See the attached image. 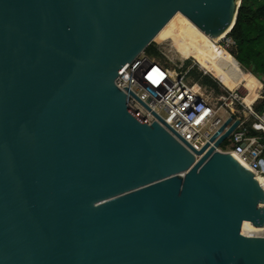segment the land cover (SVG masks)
Segmentation results:
<instances>
[{"label":"water","instance_id":"1","mask_svg":"<svg viewBox=\"0 0 264 264\" xmlns=\"http://www.w3.org/2000/svg\"><path fill=\"white\" fill-rule=\"evenodd\" d=\"M241 2L0 0V264H264V191L216 152L239 121L190 152L115 83L177 14L215 41Z\"/></svg>","mask_w":264,"mask_h":264},{"label":"built area","instance_id":"2","mask_svg":"<svg viewBox=\"0 0 264 264\" xmlns=\"http://www.w3.org/2000/svg\"><path fill=\"white\" fill-rule=\"evenodd\" d=\"M165 44L169 49L164 48L161 52L158 48L157 51L166 57V64L150 58L144 51L119 73L115 83L127 95L130 110L149 126L154 122L160 124L190 152V148L201 151L210 144L211 138L227 120L232 119L228 128L239 121V126L216 152L238 157L237 161L254 173L264 191V183L260 182L264 179V109L262 112L255 110V106L264 101V85L259 81V98L247 106L244 99L248 92L229 90L217 79V89L202 85L191 75L194 70L201 69L195 60L181 58L171 43ZM216 45L234 58L236 43L230 34ZM199 71L204 76L209 75L202 69ZM242 90L245 97L240 95ZM213 146L211 143L210 147ZM195 158L199 160L200 157L195 155Z\"/></svg>","mask_w":264,"mask_h":264},{"label":"trees","instance_id":"3","mask_svg":"<svg viewBox=\"0 0 264 264\" xmlns=\"http://www.w3.org/2000/svg\"><path fill=\"white\" fill-rule=\"evenodd\" d=\"M171 36L180 40L188 55H196L200 46L207 38L196 30L187 20L176 16L155 39L158 43L162 38ZM236 43L234 58L230 55L224 78L231 90L241 83L260 81L264 85V0H242L236 24L230 33ZM153 57H161L156 46L150 45L146 50ZM195 80L204 86L217 89V82L204 76L198 70L192 72ZM264 101L255 106L256 112H262Z\"/></svg>","mask_w":264,"mask_h":264},{"label":"bare ground","instance_id":"4","mask_svg":"<svg viewBox=\"0 0 264 264\" xmlns=\"http://www.w3.org/2000/svg\"><path fill=\"white\" fill-rule=\"evenodd\" d=\"M176 16H181L182 18L187 20L196 30H198L188 19L183 17L181 14H177ZM163 30L161 31V33L163 32ZM160 34L156 37V39L160 36ZM201 34L203 36H205L203 33H201ZM224 36L225 35L221 36L220 38L216 39L215 41L211 40L210 38L205 36L207 38V41L205 42V44L203 46H200L196 55H193V56L188 55L186 53V49L180 40H176V39L172 38L171 36H167V37L162 38L158 43L159 44H163V43H167V42L171 43L173 45V48L176 50V52L179 54V56L181 58L195 60V62L200 66V68L203 71H205L207 74L211 75L213 78L217 79L225 88L229 89L228 88V82H227V80H225L224 74H225L227 64L230 62V55L228 53L220 51L216 45ZM260 88H261V83L258 81H255L254 83L238 84L231 90L243 89L246 92H248V95H247V97H245L244 102L247 106H251L252 104H254V102H256L258 100ZM232 156L234 159L239 160L238 157H236L234 154H232ZM260 182L264 183V179L261 180ZM249 224H251V223L250 222H244V224L242 226V230H243L242 234L244 236H247V234H248V229H249L248 225ZM252 227L254 229H256V231H257L256 233L258 234L259 237L264 235V229L263 228H256L253 225H252ZM258 236H256V237H258ZM248 237H250V236H248Z\"/></svg>","mask_w":264,"mask_h":264},{"label":"rangeland","instance_id":"5","mask_svg":"<svg viewBox=\"0 0 264 264\" xmlns=\"http://www.w3.org/2000/svg\"><path fill=\"white\" fill-rule=\"evenodd\" d=\"M156 46V50L159 48L160 49V51L161 52H163V49L164 48H167V49H169V46L168 45H166L165 43H163V44H159V43H156L155 41H154V43L152 44V46ZM144 54H146L147 56H149L150 58H152V59H155L156 61H160L161 63H163V64H166L167 63V59H166V57L164 58L163 56H161V57H159V58H157V57H153V56H150V55H148L147 54V51H146V53H144ZM190 65V64H189ZM198 68V67H197ZM198 71L199 70H201V69H197ZM199 72H201L202 73V71H199ZM207 77H209V78H211V79H213L214 81H215V78H213L211 75H207ZM192 78V77H191ZM264 90V89H263ZM217 93H219V92H217ZM240 95H242V97H245L246 96V94H245V92L242 90L241 91V93H240ZM249 226V229H248V234H247V236H250V237H256V236H258V234L256 233L257 231H256V229H254L253 227H252V225L251 224H249L248 225ZM242 232H243V230H242ZM259 237V236H258Z\"/></svg>","mask_w":264,"mask_h":264}]
</instances>
